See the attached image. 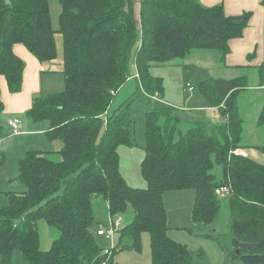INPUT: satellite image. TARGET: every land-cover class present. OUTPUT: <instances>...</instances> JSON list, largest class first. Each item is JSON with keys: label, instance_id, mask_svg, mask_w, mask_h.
<instances>
[{"label": "trees", "instance_id": "1", "mask_svg": "<svg viewBox=\"0 0 264 264\" xmlns=\"http://www.w3.org/2000/svg\"><path fill=\"white\" fill-rule=\"evenodd\" d=\"M57 1L53 28L48 0H0V76L8 91H20L24 69L13 45L50 61L57 57V33L63 81L61 90L34 96L25 112L33 121L46 120L44 138L62 145L56 151L31 147L18 160L15 180L22 189L6 191L8 202L0 207V264H11L14 250L27 264H111L117 250H141L143 232L150 237L152 264H194L186 246L167 235L163 194L192 189V218L207 224L216 217L220 186H229V256L240 264H264V165L235 153L244 147L238 97L249 88L247 75L198 82L219 123L195 120L181 130L183 120L173 107L145 111L144 188L128 185L119 169L118 147L131 143L133 98L108 112L130 77L132 56L143 91L161 96L160 83L150 75L153 65L204 49L215 51L226 66L229 42L242 36L251 12L228 15L222 4L198 0ZM253 67L262 85L263 65ZM3 108L0 97V114ZM256 125L264 126V98ZM250 146L264 154V145ZM96 198L111 218L133 209L131 221L116 230L118 248L101 247L95 239ZM39 220L59 231L47 250L39 248ZM125 237L130 244L122 243Z\"/></svg>", "mask_w": 264, "mask_h": 264}, {"label": "rangeland", "instance_id": "2", "mask_svg": "<svg viewBox=\"0 0 264 264\" xmlns=\"http://www.w3.org/2000/svg\"><path fill=\"white\" fill-rule=\"evenodd\" d=\"M198 1L204 6L224 3V0ZM48 3L52 26L53 28H57L60 5L57 0H48ZM56 39L58 49L57 60L62 63L60 34L57 33ZM137 46L134 47V50ZM218 56L213 50L201 49L194 50L185 57L153 65L150 68V75L160 83L162 90L161 96L157 94V97L154 99L152 95L145 93L141 88L135 75L136 68L132 56L130 78L116 92L108 109V112H112L120 104L133 98L130 106V118L132 119L131 143L118 147L120 173L128 185L137 188H144L146 186V181L141 173L140 163L144 158L145 111L147 109L155 106L173 107L176 113L179 112L185 116L186 120L179 127L181 130H185L190 125L194 115L198 120L203 122L219 123L218 116L212 110H197V114H195L191 109L198 106V100L201 99L205 102L197 87L201 79L208 77L229 78L241 74L247 75L249 83L248 91L241 94L238 99L243 119L241 143L244 147L251 144L264 145V126L257 127L255 123L264 98V90L261 91L257 88L259 79L257 67L245 66L225 69L219 63ZM23 61L26 64V60L24 59ZM61 76L60 72H48L43 78V90L36 95H47L61 90L63 88ZM187 84L192 86L193 89L189 91ZM203 106H206V104L203 103ZM18 116H20L18 118L20 121L26 119L30 122L32 126L28 130L33 131L34 134L27 132L13 135L12 130L4 123L5 115L3 113L0 114V125L2 127L0 133V159H2V163L0 164V207L6 205L8 202L7 195L5 194L6 191L16 192L22 189L15 180V177L17 175V162L24 156L26 150L31 147L41 150L46 146H50V151H56L62 145L58 142L60 141L59 139H57L58 143L54 142L52 145H44L45 141L42 139L44 136L41 135L40 138L41 132H35L41 127L46 128L48 126L46 120L33 121L24 114ZM21 129H25V126ZM30 138L31 140H29ZM53 159H59V157L54 156ZM194 197L192 189L164 192L163 203L167 215L168 237L186 246L192 255L194 264H240L238 259H231L229 256V253L234 249L232 246V234L229 228V198L227 196L218 198L219 208L216 217L214 221L206 224L201 221H194L192 218ZM94 216L95 224L92 226L94 232L98 227H102L103 224L107 225L111 218L107 212L106 203L101 198L94 199ZM132 216L133 209L128 206L123 214L113 216L112 218H117L120 221L117 227L119 229L129 223ZM37 227L39 232V248L47 250L52 240L58 236L59 231L57 228L50 227L41 220L38 221ZM116 230L111 238H107L105 235H96L95 233L98 245L105 248H118L119 237ZM130 241L128 237H125L122 243L130 244ZM141 245L142 248L139 251L134 249L117 250L112 256L111 264H152L150 237L147 232L141 234ZM11 264H27V262L23 259L19 250H14Z\"/></svg>", "mask_w": 264, "mask_h": 264}, {"label": "crops", "instance_id": "3", "mask_svg": "<svg viewBox=\"0 0 264 264\" xmlns=\"http://www.w3.org/2000/svg\"><path fill=\"white\" fill-rule=\"evenodd\" d=\"M222 5L224 7L225 13L228 15L239 14L243 11H250L252 14L248 21V25L243 31L242 36L239 38L232 39L229 42L230 50L228 54L225 56L226 66H223L221 64L222 67L225 69H230V68H237L242 65L243 66L249 65L251 67L263 65V68H264V0H224V3ZM56 35H55V41H56V46H57ZM13 51L22 60L25 59L26 64H24V69L22 73L21 89L20 91L16 93H11L8 91L5 78L3 76H0L3 78V79L0 78V97L4 105L2 113L5 115L4 123H6L9 129H11V127L8 125L7 120L11 118H20V116L18 115H22V114L25 115L26 110L31 106L33 97L43 90V78L46 76V74L48 72L58 73L62 69V63L61 61L57 60L58 57L50 61L40 62L20 43H16L13 45ZM57 52H58V49H57ZM248 55H250V57H248ZM229 78H232V77H229ZM257 88L258 90H261V91L264 90V83L262 85H258ZM246 91H248V89L245 91H242L240 95L245 93ZM155 97L157 96H152L153 99ZM203 103H205L203 102V100L201 99L198 100V104H197L198 106L191 108L192 111L195 112V114H197L196 113L197 110H204V111L212 110L213 113L218 116V120H219L218 122H221L217 109L214 107H208L207 105L203 106ZM176 115L179 118H181L183 121L186 120L183 114H180L178 112L176 113ZM199 116H202V115H199ZM191 120L201 121V120H198V118L195 117V115L192 117ZM21 123H22L21 128L25 126V129H21L20 134H24L27 132L34 134L33 131L28 130L32 126L30 122H28L25 119L24 121H21ZM47 127L46 128L41 127L39 130L35 131V132H41L40 138H41V135H43V132L47 129ZM42 139L45 141L44 145H49V144L52 145L54 142L61 143L60 141L57 142V139L51 140V141L45 139L44 137ZM29 140H31V138ZM251 145H255V144H251ZM49 149H50V146H46L44 147V149H41V150L48 151ZM236 150H235L236 151L235 153L245 155L249 157L250 159L264 165V154L258 149L253 148L250 145H248L247 147L239 148Z\"/></svg>", "mask_w": 264, "mask_h": 264}, {"label": "built area", "instance_id": "4", "mask_svg": "<svg viewBox=\"0 0 264 264\" xmlns=\"http://www.w3.org/2000/svg\"><path fill=\"white\" fill-rule=\"evenodd\" d=\"M187 86L189 87V91L193 89L192 86H189L188 84H187ZM7 123L11 127L12 134L18 135V134L21 133L22 123H21V121L18 118L8 119ZM215 194L217 195L218 198L228 196V194H229V186H220V187L216 188L215 189ZM119 222L120 221L117 218L116 219L110 218L109 222H108V224L106 226H102V227H100V228H98L96 230L97 235H105L107 238L108 237L111 238L113 233H114V231L119 226ZM105 252L109 253V251H107V250H105Z\"/></svg>", "mask_w": 264, "mask_h": 264}, {"label": "water", "instance_id": "5", "mask_svg": "<svg viewBox=\"0 0 264 264\" xmlns=\"http://www.w3.org/2000/svg\"><path fill=\"white\" fill-rule=\"evenodd\" d=\"M238 250H239V248H237L235 252H238Z\"/></svg>", "mask_w": 264, "mask_h": 264}]
</instances>
